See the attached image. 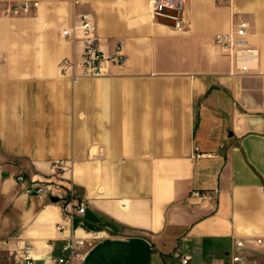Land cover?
Listing matches in <instances>:
<instances>
[{"label":"crops","instance_id":"0c3cea01","mask_svg":"<svg viewBox=\"0 0 264 264\" xmlns=\"http://www.w3.org/2000/svg\"><path fill=\"white\" fill-rule=\"evenodd\" d=\"M24 1L0 0V264L63 253L61 207L31 180L85 205L84 264H264V0H186L183 32L151 0ZM84 14L127 60L74 80L83 42L62 30ZM241 22L255 55L236 60L215 37Z\"/></svg>","mask_w":264,"mask_h":264},{"label":"built area","instance_id":"2783aa9c","mask_svg":"<svg viewBox=\"0 0 264 264\" xmlns=\"http://www.w3.org/2000/svg\"><path fill=\"white\" fill-rule=\"evenodd\" d=\"M38 3L34 0H26L23 3L14 6L12 11L14 13L29 12L31 7H36ZM149 14L152 18H168L174 22L173 27L179 32H183L187 28L186 19V0H151L149 6ZM247 23L241 22L237 29L233 32L218 34L215 37V42L225 49L232 52L236 60L244 58V54L255 55V49L248 46L245 42V35L247 30ZM78 35L83 42V52L80 60L76 66L80 69V75H72L74 80L79 77L98 78L105 74L106 64L113 62L115 64H124L127 60L123 53V43L120 42L115 48L113 56L107 54L101 49L99 39L96 35V26L90 15L84 14L81 16L79 23L73 28H65L62 30V36L65 38H75ZM75 64L69 60L64 59L61 62L62 73L66 74L67 70L74 67ZM245 69V67L243 68ZM66 168V161L55 160L53 162V169L59 173ZM18 182H25L24 175L17 177ZM58 185L54 183L31 180L30 187L27 189L28 193L34 192L39 196L53 197L57 196L56 190ZM58 203L61 207L63 219L58 224V229L69 235L64 238L62 247V254L56 257H49L43 260L42 264H84L87 256V247L92 243L83 237L77 236L72 229L73 221L78 216H82L85 211V205L80 203L72 194L65 196H58ZM102 236L97 232L90 234L91 241L101 240ZM260 242V240H258ZM242 240L236 242L238 248L243 247ZM33 248L30 244H24L22 248L21 264H38L34 258ZM176 264V263H167ZM179 264H195L192 258L185 256L181 258ZM232 264H248L245 256L241 254L232 255ZM253 264V263H251Z\"/></svg>","mask_w":264,"mask_h":264},{"label":"water","instance_id":"95a60500","mask_svg":"<svg viewBox=\"0 0 264 264\" xmlns=\"http://www.w3.org/2000/svg\"><path fill=\"white\" fill-rule=\"evenodd\" d=\"M51 201H52V202H58L59 199H58L57 197H51Z\"/></svg>","mask_w":264,"mask_h":264}]
</instances>
